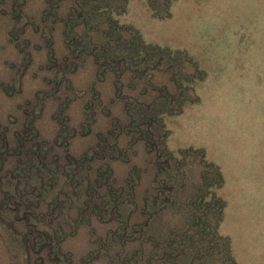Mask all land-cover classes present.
Returning <instances> with one entry per match:
<instances>
[{
    "label": "rangeland",
    "instance_id": "obj_1",
    "mask_svg": "<svg viewBox=\"0 0 264 264\" xmlns=\"http://www.w3.org/2000/svg\"><path fill=\"white\" fill-rule=\"evenodd\" d=\"M1 132L0 264H264V0H0Z\"/></svg>",
    "mask_w": 264,
    "mask_h": 264
},
{
    "label": "trees",
    "instance_id": "obj_2",
    "mask_svg": "<svg viewBox=\"0 0 264 264\" xmlns=\"http://www.w3.org/2000/svg\"><path fill=\"white\" fill-rule=\"evenodd\" d=\"M93 2H94V0H93ZM84 5H86V4H84ZM93 9H94V7H93ZM109 25H110V23H109ZM110 26H112V25H110ZM108 36L110 37L109 31H108ZM112 41H113V39L111 37V39H109L108 42H105L103 44V46H102V44H95L94 49H92V52H90V54L94 53L95 62L96 63H98V61H101L102 60V65L105 64V66L107 65L109 67L111 65L116 64L117 62H119L124 57H126V55H127L128 52H124V50H120V49L119 50H116L119 47L118 43L115 44V42H117L118 39L114 40L113 42ZM75 42H76L75 43L76 44V47H73V48H75L73 50L74 51L73 53H75L77 51H80V50H86L87 49V47L86 46H83L82 44L79 45V47H80L79 48L77 41H75ZM121 42L125 44V43H127V40L125 39L124 41L122 40ZM90 45H93L92 41H91ZM120 53H122V54H120ZM100 58H101V60H100ZM136 112H139V111H136ZM143 113L144 112H142V114ZM145 116H142V118H145ZM16 136H17V134H16ZM24 139H26V138H24ZM24 139H20V138L18 139V144L19 145L17 146V149H18L19 153H21V155L24 154V153H26L28 151L27 146H26V143H22V140L24 141ZM0 140L3 141V146L2 147L5 150L4 153L5 154L10 153L9 150H8V147L10 146V144H8L7 139H6L5 135H4V132H1L0 133ZM37 151H38V149H36V150H34L32 152V154H33L32 155V158L35 161L37 159H39L38 157L40 155H42L41 151L38 152V153H37ZM5 159H6V156H4L3 152H1V154H0V166H3L4 165L3 162L5 161ZM35 166H36V164H35ZM37 171H39V170L37 169ZM82 181H84V183H85L86 182V179L82 177V179L78 181L77 185H73V186L74 187H77V189H82L83 188V186L81 184ZM110 182H108V183H110ZM105 185H109V184H103L102 187L105 186ZM107 187L111 188V186H107ZM107 187H106V189H107ZM82 192H84V191L82 190ZM100 192H101V189L100 190H96V191L95 190H89L88 189L87 192L85 191V193L92 194L93 196L94 195H97V194H100ZM6 195L9 196V193L6 192ZM6 195H4L5 196V199L7 198ZM103 195H108L109 196L108 198H105V199H108L109 202H104V204H103L102 208H100V210L101 209H104L103 211L109 212V210L106 209V207L108 208L109 205H111L113 208H116L117 210L119 209V206H117V207L114 206V204H116V202H113V203L111 202V198L112 197H110V193L109 192L108 193H104ZM14 197H15V194H11V199H14ZM112 200H114V199L112 198ZM100 210L98 209L97 211H99V213H100ZM121 217H122V215L117 216V218H121ZM129 219L132 221L131 218H129ZM119 220H121V219H119ZM127 222H128L127 220L120 221V223H123L124 224V228H127L126 225H125V223H127ZM133 227H134V229L135 228L136 229H143L144 228L143 226L140 225V223L133 224ZM175 236L176 235H173V237L168 236L167 238H165L166 240H157L156 242H154L157 245V247L160 246V244L163 245V250L159 252L158 256L159 255H163L164 256V260H163V263L164 264H175L176 263L175 261L176 260L178 261V259H172V258L179 256L178 250L181 249L182 248V245L183 244H186V242H187L186 241V235L183 236V237H178V235L176 237ZM211 237L214 240L213 239H209V240L212 241V243L214 244V246L218 245L220 238L216 235V233H214V235H212ZM122 238L124 240L123 242H121L122 245H130L133 242V240H131L129 237H127V235H125V233H122ZM204 238H206V237L204 236ZM210 249H213V248L211 247ZM151 253H152L151 256L148 254V256L146 257L145 264H149L150 263V260L153 257L154 258L156 257L155 249L154 250L152 249V252ZM170 259H172V260H170Z\"/></svg>",
    "mask_w": 264,
    "mask_h": 264
}]
</instances>
